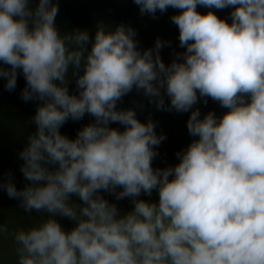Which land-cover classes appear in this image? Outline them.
<instances>
[{"label":"clouds","instance_id":"obj_1","mask_svg":"<svg viewBox=\"0 0 264 264\" xmlns=\"http://www.w3.org/2000/svg\"><path fill=\"white\" fill-rule=\"evenodd\" d=\"M134 3L153 18L179 10L170 20L184 50L170 63V41L142 50L130 24L61 33L58 2L0 0V79L11 92L22 75L20 98L35 103L19 152L27 183L9 171L0 189L26 213H47L0 233L16 242L17 264H264V0ZM133 91L191 113L178 163L153 166L166 136L119 106ZM209 98L226 111L202 116L195 106ZM85 116L74 138L62 133ZM154 191L157 201L140 198Z\"/></svg>","mask_w":264,"mask_h":264},{"label":"water","instance_id":"obj_2","mask_svg":"<svg viewBox=\"0 0 264 264\" xmlns=\"http://www.w3.org/2000/svg\"><path fill=\"white\" fill-rule=\"evenodd\" d=\"M54 2L59 4L56 25L61 33L80 28L87 29L91 35H94L98 21H104L113 30L116 25L123 22L130 24L136 30L135 39L139 41L138 47L142 50L154 47L157 38L170 41V44L161 49V56L166 64L171 62L176 52L184 50L179 45V30L170 20V17L179 11L177 9L169 8L162 14L158 12L157 18H153L148 14L141 15L139 6L134 0H54ZM198 11L206 13L208 9L198 6ZM229 11L230 9L216 10V13L224 18ZM4 83L5 81L0 79V180H3L5 173L10 171L13 182L18 188H22L27 181L19 170L23 163L19 158V152L27 142V135L34 131V125L29 121L35 113V103L24 102L20 98V92L25 86L22 75L18 77L16 89L11 92L4 89ZM70 87L74 88V83ZM139 104L144 107L140 108ZM119 106L136 108L137 118L142 122L146 123L151 117L157 122L155 129L157 134L163 133L166 136V139L156 146L158 155L153 160L154 167L164 168L178 163L176 153L185 149L193 139L187 128L190 112L157 110L142 94L135 91L123 97ZM195 107L201 109L202 116L209 111H215L217 115L226 111L210 98L207 105L198 103ZM90 120L91 117L85 116L78 122L69 121L61 131L74 138L77 130ZM113 126L117 125L113 124ZM107 198L112 199L111 196ZM140 198L157 201L158 194L154 191L151 197L142 194ZM118 203L124 212L133 207L129 198ZM46 216L47 213L40 214L35 211L31 214L26 213L18 207V201L10 199L6 192L0 189V223H7L9 230L18 227L27 230L31 226H36ZM60 222L66 229L73 226V223L66 218L60 219ZM16 247L17 244L11 235L0 233V264H17Z\"/></svg>","mask_w":264,"mask_h":264}]
</instances>
